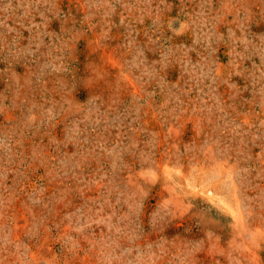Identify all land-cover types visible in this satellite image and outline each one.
<instances>
[{
  "label": "rangeland",
  "instance_id": "rangeland-1",
  "mask_svg": "<svg viewBox=\"0 0 264 264\" xmlns=\"http://www.w3.org/2000/svg\"><path fill=\"white\" fill-rule=\"evenodd\" d=\"M0 264H264V0H0Z\"/></svg>",
  "mask_w": 264,
  "mask_h": 264
}]
</instances>
